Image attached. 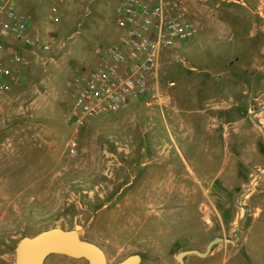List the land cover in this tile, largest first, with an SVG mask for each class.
<instances>
[{
    "label": "rangeland",
    "instance_id": "obj_1",
    "mask_svg": "<svg viewBox=\"0 0 264 264\" xmlns=\"http://www.w3.org/2000/svg\"><path fill=\"white\" fill-rule=\"evenodd\" d=\"M118 4L65 0L50 24L42 9L36 33L51 41L52 59L35 57L23 82L0 80V264H14L20 238L54 227L76 230L99 246L107 264L133 254L138 264H178V252L203 251L214 237L225 242L205 257L186 256L184 264H264V31L247 42L237 38L242 47L230 43L217 59L207 46L213 35L203 44L196 33L188 45L164 51L144 98L87 120L77 151L66 154L71 82L118 36ZM206 5L226 12L223 23L235 22L233 5ZM230 52L238 65L225 60ZM207 83L223 85L224 97L209 92ZM244 90L246 98L255 97L242 115L228 116V135L245 131L255 153H246L236 136L231 143L220 134L208 144L209 101L243 102ZM176 134L182 155H166ZM44 264L87 262L52 254Z\"/></svg>",
    "mask_w": 264,
    "mask_h": 264
},
{
    "label": "built area",
    "instance_id": "obj_2",
    "mask_svg": "<svg viewBox=\"0 0 264 264\" xmlns=\"http://www.w3.org/2000/svg\"><path fill=\"white\" fill-rule=\"evenodd\" d=\"M58 13V7L53 5L49 22L56 21ZM116 13L117 38L96 50L97 63L71 82L72 102L66 115L71 127L66 143L68 156L77 151L87 120L117 113L142 100L156 76L160 55L177 43L192 39L199 28L197 22L188 18L183 0H119ZM257 13L264 31V0H259ZM32 29L29 14L18 10L10 0H0V52L9 48L7 41L12 39L23 50L48 53L51 41L33 34ZM11 60L19 65L27 62L19 51H12ZM0 75L10 81L17 79L4 67H0Z\"/></svg>",
    "mask_w": 264,
    "mask_h": 264
},
{
    "label": "crops",
    "instance_id": "obj_3",
    "mask_svg": "<svg viewBox=\"0 0 264 264\" xmlns=\"http://www.w3.org/2000/svg\"><path fill=\"white\" fill-rule=\"evenodd\" d=\"M10 1L12 4H14V6L18 10L24 13H27L31 16L32 22H33L32 33L37 35L35 19H37V17L41 14V10L43 9V12L45 13V20L47 24H50L51 22H49V19H48L50 15V8L53 5H56L57 3L65 1V0H10ZM183 1L187 7L188 18L197 22L199 25L197 33L202 35L201 43L203 44L206 43L204 41L206 35H213V37L211 36L210 41H208L209 43L207 42V46L208 48L209 47L212 48V51H214L215 53L216 59L222 56L221 49H223L227 45H230V43H233V45L239 46L241 42H238L236 40L237 38L241 40L243 39L245 42H247L246 39H254L257 36L259 37V35H262L260 15L256 11L257 7L259 6V0H227V1H224V0H183ZM207 2H210V3L213 2L212 6L214 8H217L218 6H220L221 3L233 5L234 6L233 9L229 10L230 11L229 17L231 16L230 14L234 15L235 22H233L232 25L223 23L221 19L219 18L221 16L226 18L227 17L226 12L214 11L213 9H211L209 6L206 5ZM43 3L46 4V8L43 7L42 5ZM58 12H59V9H58ZM116 38L117 37L114 36V40ZM192 40L194 39H190L182 43L183 45H188L190 42H192ZM7 42H8L9 48L0 52V67H4L10 70L13 73V75H15L18 78L17 80L21 82L27 79L29 69L31 66V62L33 61L36 62V60L34 59L35 57H38L44 54L49 56L51 55V51H52V54L54 52L51 47L48 53L42 54L37 49H34L36 51L35 53L33 50H30V49L23 50L19 46V43L13 41L12 39H8ZM216 44L218 45V47L214 48V46H217ZM239 47H242V45H240ZM170 49L171 48L166 49L165 51L170 50ZM244 50H246V48H244ZM12 51H19L23 53V55L27 59L26 64L19 65V64L12 62L11 60ZM229 55L230 57L228 58ZM49 57L50 59H52L51 56ZM49 57H47V59H49ZM160 57L158 59L157 70L159 69ZM225 60L228 62L229 65L234 64V63L238 65L241 62L240 58L237 55L232 54L231 52L227 54ZM257 72L259 71L257 70ZM157 76L158 75L156 72L155 78H157ZM259 78L261 79V81H264V75H260ZM0 80L8 81V82L10 81L9 78L2 77L1 75H0ZM170 83L173 84L174 82L170 81L169 84ZM205 85H206L207 90L209 92L211 91V92L216 93L217 95L216 97L218 98L222 99V97H224V95L226 94L225 92L226 89L224 88L223 85H220V84L216 85V84H210V83H207ZM164 95L168 96L167 101L172 99L169 92H167ZM254 97L255 96L250 95L249 98H246V91L244 90L240 94L241 99L243 100L246 99L243 102L236 101L232 105H227V104L224 105V104H221L220 102L209 101L208 111L212 112V114L209 115V120H210L209 136L211 139L208 140V144L210 143L213 144L212 142L217 143V140H218L217 137H219L220 134L222 138L223 137L232 138L236 136L238 138H241V141L247 144L248 151H246V153L248 152H251V154L255 153L256 143L254 139H250L247 136V133L245 131L242 135H240V132L237 130H236V133H234L236 135H232V134L228 135V128H229L228 124H230L231 122H227L229 120L232 121L233 118L229 119L228 117L232 114L235 116L242 115L244 111L243 108L248 103V100ZM191 98L193 99L196 98L195 92L191 94ZM229 112H232V113L229 114ZM242 118H243L242 119L243 121L242 120L241 121L244 122L246 125H248L249 123L247 122L245 116H243ZM177 121H178V118H177ZM249 126L250 125H248V127ZM178 136L179 134H176L175 137L169 138L172 140L168 142V144H170L173 148L175 146V150L171 148L169 152L166 153V155L169 154L170 156H175V155H178V153L182 155L181 149L178 144ZM231 140H232L231 143H233L234 139L232 138ZM209 151L211 154H215L216 153L215 146L214 148H210ZM230 155H232V152H230ZM210 156H207L205 159L207 161L210 160ZM201 168L203 167L201 166ZM200 176H203V174L201 173Z\"/></svg>",
    "mask_w": 264,
    "mask_h": 264
},
{
    "label": "water",
    "instance_id": "obj_4",
    "mask_svg": "<svg viewBox=\"0 0 264 264\" xmlns=\"http://www.w3.org/2000/svg\"><path fill=\"white\" fill-rule=\"evenodd\" d=\"M223 242L224 237H214L203 251L197 249L180 251L176 254L178 264H184V258L191 254L205 257L215 245ZM52 254L84 259L87 264H107L105 253L99 246L82 239L76 230L57 227L20 238L14 247V264H44V260ZM139 261L140 257L133 254L115 264H138Z\"/></svg>",
    "mask_w": 264,
    "mask_h": 264
}]
</instances>
